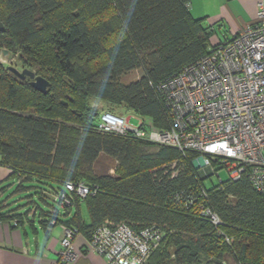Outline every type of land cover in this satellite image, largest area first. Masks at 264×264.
I'll return each mask as SVG.
<instances>
[{
    "label": "trees",
    "instance_id": "trees-1",
    "mask_svg": "<svg viewBox=\"0 0 264 264\" xmlns=\"http://www.w3.org/2000/svg\"><path fill=\"white\" fill-rule=\"evenodd\" d=\"M189 3L0 0L2 53L18 51L22 64L49 82L42 93L0 62V164L10 169L0 196L3 182L15 180L18 191L34 187L46 205L17 212L0 202V221L25 233L66 226L88 241L106 221L136 231L155 226L162 238L144 264H264V193L247 176L219 177L206 188L193 164L199 153L98 128L104 112L170 128L159 85L232 38L218 39L216 26L193 17ZM136 69L141 76L123 84ZM92 98L105 108H93ZM101 156L114 161L113 172L96 171ZM68 183L91 192L81 197Z\"/></svg>",
    "mask_w": 264,
    "mask_h": 264
},
{
    "label": "built area",
    "instance_id": "built-area-1",
    "mask_svg": "<svg viewBox=\"0 0 264 264\" xmlns=\"http://www.w3.org/2000/svg\"><path fill=\"white\" fill-rule=\"evenodd\" d=\"M256 6L254 23L159 85L172 114L169 129H157L149 119L110 112L102 113L98 128L197 152L200 156L193 164L201 177L218 176L212 164L217 162L227 178L235 181L245 175L255 190L264 193V0ZM131 116L136 125L130 123ZM66 187L81 197L91 192L83 183ZM201 214L219 224L208 206L201 207ZM60 227V250L51 264H67L78 255L75 230ZM161 238L155 226L136 231L125 222L106 221L93 232L87 249L107 264H144Z\"/></svg>",
    "mask_w": 264,
    "mask_h": 264
},
{
    "label": "crops",
    "instance_id": "crops-1",
    "mask_svg": "<svg viewBox=\"0 0 264 264\" xmlns=\"http://www.w3.org/2000/svg\"><path fill=\"white\" fill-rule=\"evenodd\" d=\"M258 0H190V13L204 18V23L217 26L225 32V38L239 33L247 24L257 20ZM219 25V26H218ZM228 33V34H227ZM10 173L0 164V181ZM61 228L54 226L43 230L14 227L0 221V264H51L60 250ZM78 251L76 259L67 264H107L104 257L87 249L88 240L79 234L74 239Z\"/></svg>",
    "mask_w": 264,
    "mask_h": 264
},
{
    "label": "rangeland",
    "instance_id": "rangeland-1",
    "mask_svg": "<svg viewBox=\"0 0 264 264\" xmlns=\"http://www.w3.org/2000/svg\"><path fill=\"white\" fill-rule=\"evenodd\" d=\"M215 36L218 39L223 40V34H225L224 31H222L221 29H219L217 26L215 27ZM228 34V33H227ZM111 39V38H109ZM213 41H215V37L213 39ZM1 49H3V47L0 45V62L6 64L7 66L11 65L14 66L16 68H18L19 70L23 69V68H29L32 69L29 66H25L22 64L21 60L19 59L18 56V51L15 50H10V52L6 53L5 55L2 53ZM101 60L100 59H96L95 63L92 62V64H96V63H100ZM33 70V69H32ZM34 71V70H33ZM142 74L141 69H136L133 70L125 75H123L121 77V82L124 83H128L132 80H136L138 79ZM64 102H67V98L63 99ZM90 105L93 108L102 110L103 108H105L106 104L98 99L92 98L90 100ZM128 115L129 114H125ZM132 118H130V123L133 125L137 124V119L134 118L133 116H131ZM114 161H112L111 159L107 158L106 156H101L99 162L96 164L95 169L98 172H104L105 170L110 169V172H113L112 167L114 166ZM218 176L215 174H211V175H206L204 177H200V179L203 181V184L206 188H210L211 186L215 185L218 180L219 177L222 180H226L228 177L227 172L224 169H218ZM26 185H32L31 183H27ZM16 182L15 180L12 181H6L3 182L2 187L4 188L3 190V194L0 196V202H4L6 204V209L9 210H13V211H17V212H23L25 210L28 209H35L37 207L40 208H44L46 209V205H44L36 196V194L34 193L35 188L34 187H29L27 190L24 191H18L16 188ZM51 204L52 201H50ZM84 208V207H83ZM83 214L85 215V217L87 218V213L84 209Z\"/></svg>",
    "mask_w": 264,
    "mask_h": 264
},
{
    "label": "water",
    "instance_id": "water-1",
    "mask_svg": "<svg viewBox=\"0 0 264 264\" xmlns=\"http://www.w3.org/2000/svg\"><path fill=\"white\" fill-rule=\"evenodd\" d=\"M0 30H3V25L0 22ZM7 53L6 50H3V54ZM8 70L19 80L24 81L26 79L29 80L30 85L34 87L36 90L46 93L47 88L49 86V82L40 75L35 74V72L29 68H23L19 70L18 68L9 65ZM66 103V102H64Z\"/></svg>",
    "mask_w": 264,
    "mask_h": 264
}]
</instances>
